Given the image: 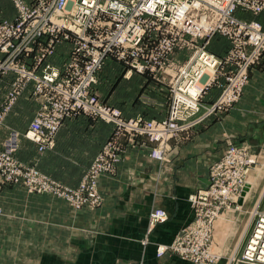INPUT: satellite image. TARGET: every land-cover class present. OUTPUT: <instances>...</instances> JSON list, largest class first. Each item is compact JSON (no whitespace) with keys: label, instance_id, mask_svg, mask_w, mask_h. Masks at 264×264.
Listing matches in <instances>:
<instances>
[{"label":"crops","instance_id":"obj_1","mask_svg":"<svg viewBox=\"0 0 264 264\" xmlns=\"http://www.w3.org/2000/svg\"><path fill=\"white\" fill-rule=\"evenodd\" d=\"M9 3L10 10L5 4L0 8V22L16 19ZM68 49L66 44L58 47L51 64L60 68ZM209 52L218 58L226 53ZM126 70L119 60L107 58L93 87L97 98L126 119L166 118V77L155 78L145 72L132 73L125 79ZM4 85L2 90L6 91L8 85ZM212 90L205 103L218 97L220 89H215L216 93ZM26 101V95L19 98L7 118L19 115ZM30 114L32 119L33 110ZM263 136L264 57L251 69L250 81L239 101L226 113L195 127L188 137L172 141L164 163L149 158L151 144L145 137L118 133L113 125L86 114L73 115L56 134L53 149L39 152L34 144L22 141L16 158L74 189L95 157L111 142L121 156L112 173L98 178L101 206L75 210L54 196L30 194L21 186L5 184L0 187V264H193L168 254L157 258L155 248L170 244L192 220L188 196L205 187L208 169L222 156L227 143L252 144ZM255 183L248 184L245 202ZM155 208L165 210L168 220L153 228L149 243L142 247L148 216ZM227 259L220 258L216 264H230Z\"/></svg>","mask_w":264,"mask_h":264},{"label":"built area","instance_id":"obj_2","mask_svg":"<svg viewBox=\"0 0 264 264\" xmlns=\"http://www.w3.org/2000/svg\"><path fill=\"white\" fill-rule=\"evenodd\" d=\"M14 1L18 11L17 18L14 22H5L0 27V54L3 53L5 57L0 73L12 72L17 75V84H13L8 103L5 104L4 112L0 114V126L4 113L11 107L17 95L28 83L34 82L38 91L45 90L47 99L51 97L53 109L59 107L58 116L52 120L44 116L42 111H36V116L28 128L27 139L40 151L54 147V137L64 118L73 113L70 111L95 115L107 123L123 127L128 133L146 134L154 141L178 136L196 122L186 125V119L200 109L203 88H199V84L209 86L222 65L233 67L235 73L226 78L227 85L223 94L208 113L210 115L214 111H220L239 100L248 82L249 70L263 55L264 31L261 23L237 19L233 12L239 5L254 12L264 11V0H59V8L53 12H49L51 5L48 4V0H40L38 4ZM46 13L50 24L52 19L53 25L64 26L67 32L72 34L61 31L51 34V30H45ZM29 22L30 25L27 24ZM149 24L158 28L162 24L169 28L182 27L193 36L198 35L200 31V33L220 34L231 39L233 46L222 59L198 49L188 63L176 69L173 84L175 99L171 113L165 121L161 123L130 121L126 124L119 118V111L103 107L90 89L98 83V72L104 60L108 57L119 60L121 56L118 52L119 48L134 49L138 55L148 53L149 44L145 37L151 35ZM99 27L103 29L102 32L99 31ZM22 35H26L25 39ZM70 35L75 37L76 56L63 70L47 66L39 76L36 73L38 57L41 62L46 55L53 53L60 39L67 40ZM46 38H48L47 46L41 51L34 52L36 66L32 69L25 68L18 60L20 55L17 58L16 56L21 49L30 50L28 46L37 39ZM96 40L98 46L95 45ZM174 48L175 45L168 39H162L158 45L160 53L168 54L167 52H171ZM9 57L13 59L9 61ZM137 69L141 70L143 67L139 66ZM208 72L210 75L207 74ZM205 75L208 77L207 80ZM19 76L27 80L22 81ZM72 95H75L74 99L71 98ZM184 99L190 109H183L182 105H179ZM23 136L11 132L5 141L6 147L17 150ZM118 153L115 146L108 143L92 162L78 191L68 194L54 188L53 193L82 205L84 192L90 187L95 193L98 172L102 169L111 171V166L120 159ZM150 156L159 161L165 159L164 150L160 147L151 149ZM224 156V168L231 167L234 160L242 158V154L235 149H232L228 156L227 153ZM14 165L19 170L12 168L7 170L6 178L10 182L23 176L21 166L15 161ZM247 172V170L242 171L238 165L234 174L218 171L213 173L212 169L210 186L189 196V201L195 208H193V224L183 230L170 246L159 245L156 249L157 258L165 256L169 250H172L181 258L195 264H215L220 257L210 251L212 233L210 226L205 224V218H209L211 225L216 221L218 212L223 207L229 209L226 201L237 197L238 188L243 185V174L247 175ZM233 176L240 177L233 179ZM34 177H28V184L37 191H47L46 185H42L41 189L38 188L36 180L41 176L34 174ZM151 217L152 221H163L167 216L163 210H156ZM244 246L242 257L235 258L236 263L264 264V211H253L252 225Z\"/></svg>","mask_w":264,"mask_h":264},{"label":"rangeland","instance_id":"obj_3","mask_svg":"<svg viewBox=\"0 0 264 264\" xmlns=\"http://www.w3.org/2000/svg\"><path fill=\"white\" fill-rule=\"evenodd\" d=\"M9 1L11 2L13 8L16 11V18H17L18 11L16 9L14 0H0V8H2V6L5 4V6H6L5 9L10 10ZM21 1L24 3H29V4H31L32 2H34L35 4H38L40 0H21ZM48 4L51 5V10L49 12H53L55 9L59 8V0H48ZM41 14H42V12H41ZM233 15L235 16V18L241 19V20L247 21V22H253V21L260 22V20L263 18L261 20V21H263V23L260 22L261 23L260 25L264 31V11L254 12V11L244 7V6L239 5V6H236V8L233 12ZM51 16H52V13H51ZM45 18H46V22H45V26H44L45 30H51V34L59 32V31H61L62 33H66V34H72L70 32H67L68 30H66V28L64 26L53 25L52 19H51V24H50V22H48V13L45 14ZM5 22H8V21L0 22V27H2ZM12 22H14V21H12ZM27 24L30 25L31 22H29ZM42 25H44V24H42ZM24 28H26V27H24ZM41 28L42 27H40V29ZM102 30L103 29L99 27V31L102 32ZM149 31H151V35L145 37L147 44H149L148 45V53L138 55L137 52L135 53L134 49L123 50V49L119 48L118 52H119V54L121 53V56H119V62H121L127 68V70L124 73L125 79H129L131 77L132 73L144 74L145 72L154 74L155 78H158L160 76H162L161 78L166 77L167 84H168L167 85V89H168V113H167V117L162 119V120H148V119L142 118L141 116L126 119V118H123L121 113L119 112L120 113L119 118L126 124L129 123L130 121H133V122H155V123H161V122L165 121L171 113V109L173 106V100L175 99V95L173 93V84L175 81L174 73H175L176 69L178 67H181L184 64L188 63L193 58L196 50H198V49H203L207 53H210L209 51H213V52L214 51L215 52L216 51H226L225 55L223 56V57H225L227 52L233 46V41L231 39H229L226 36H222V35L216 34V33L215 34L214 33H200L201 32L200 31V32H198V35L193 36V35H190L182 27H171L170 26V28H169L168 26L163 25V24L159 28L155 25L149 24ZM25 36L26 35H22V37H24V39H25ZM162 39H168L171 42H173V45H175V48L171 52H167L168 54L160 53V51L158 49V45ZM97 42H98V40L95 41L96 46H98ZM47 44H48V38L37 39L36 42H34L31 46H28V48L30 50L24 51L23 49H21L20 53L16 56V58L20 55L18 58L20 63L23 64L25 66V68L32 69L33 67L36 66V55L34 53L35 50L41 51V49L45 48L47 46ZM65 44L69 48L68 49V57H67V59L65 58V60L62 62L61 66L59 68V67L51 64V58L54 57L58 47L63 46ZM75 49H76V45H75V37L74 36L70 35L67 40L60 39L59 42L56 43L52 54L46 55L41 62L39 61V57H38L36 73L39 76L42 75L44 68H46L47 66H49L50 68L52 66V67H55L59 70H63V68L67 65V63L70 62L76 56V50ZM2 54H0V72L2 71L1 64L5 63V57ZM210 54H212V53H210ZM212 55H214V54H212ZM215 57L218 58V56H215ZM223 57L218 58V59H222ZM263 57H264V50H263V55L261 56V58L259 59L257 64H255L253 67L258 66L261 63ZM108 58H114V59L118 60L115 57H108ZM12 59L13 58L9 57V61ZM105 60H104V62H105ZM104 62H103V64H104ZM144 62H146L147 64ZM139 66H142L143 69H141V70L137 69V68H139ZM251 69L249 70V73H248L247 84L250 81ZM234 73H235V71L233 70L232 66L222 65L221 68L216 72V74H215L216 77H215L214 81L209 86H206L203 83L199 84V88H203V95H202L203 97L200 101V109L198 112L196 111L197 114L195 112L193 115L189 116L186 119V125H189L191 122H194V121H196V122L190 128H188L186 131L179 133L178 136H173V137H170L167 139H160V141H154L146 134L128 133L123 127L121 128V127L116 126L115 124L107 123L95 115H93V116L89 115V116H91L95 119H98V120H100L106 124L113 125L116 128V130L118 131V133H124V134H128V135H136V136L145 137L148 140V142L151 144L149 154H148L149 158L152 160H155L157 162L164 163L167 161V153L171 149L170 144L172 141H175L176 139H179L182 137H188L192 133V130L195 127L204 123L205 121H207L208 119H210L214 116L226 113L227 110L232 108L233 105H235L239 101V100H237L235 103L233 102L230 105L225 106L224 108L220 109V111H214L210 115L208 113L209 110H211L212 107L217 103L220 96L223 94V91L227 85L226 78H228L229 75H232ZM0 74H1L0 75V114H1L4 112L5 104L8 103V96L10 98V93L13 90V84L14 85L17 84V81H16L17 75H14L12 72H7L5 74L0 73ZM207 74H209V72ZM204 77L206 78V80L208 79V77H206V75ZM19 79H21L22 81L27 80L26 78H22L20 76H19ZM4 84L8 85V89L6 91L2 90L3 86H5ZM247 84H246V86H247ZM23 86H22V88H23ZM94 86H92V88L90 89V92L97 98V95L93 91ZM245 87H244V89H245ZM211 89H214L211 91L212 93H214V92L216 93L215 89H218V90L220 89V93H219L218 97L215 99V101H213L211 103H209V102L205 103L204 99L207 96V94H209ZM24 93H27V94H24ZM23 95L27 96V101L22 103L21 113L19 115H17L16 117H14L12 120H10V118H7L9 112L11 111L13 106L16 104L18 99L21 98ZM74 96L75 95H72L71 98L74 99ZM241 96H242V94H241ZM47 98H48V96H47L45 90L38 91L35 83L31 81V83H28L23 88V90L19 93V95H17V97L14 100V102L12 103L11 107L4 113L3 118H2V123L0 126V131L3 130L2 131L3 134H1L2 140L0 141V187L4 186L5 184H10V185H14V186H21L30 194L51 195V196H54V197L59 198L61 200H64L66 203H68L75 210H78V209H86V210L97 209L101 206V203H102L101 198L97 192L98 178L101 175L112 173L115 166H116V163L118 161L113 166H111V168H112L111 171H109V170L104 171V169H102L98 172V174L96 176V182H95V187H96V190H94L95 193L92 190H90L91 188L89 187V189H87L84 192V195H83L84 201H83V204L81 205L79 202H74L72 199H68L66 197L63 198L61 196H58L57 194L53 193V190H54V188H56V189H59L60 191L66 192L68 194H73L74 192L78 191L79 185L82 182V180L85 178V176L88 174L90 167H89L88 171L86 172V174L84 175V177L82 178L79 185L76 188L72 189V188H68V187L61 185L60 183L50 179L49 177H47L44 174H41L35 168L22 164L16 158L17 152L21 146L22 141H27L30 144H34L29 139H27V133L29 131V129H28L29 126L31 125L34 117L36 116V111H42L43 115L48 116V118H51V120L53 118H55L56 116H58L57 114H59V111H58L59 107L56 110H54L53 106L51 104V97L49 99H47ZM97 100L99 103H101L103 105V107L108 108L110 110H116V109L109 107V105L103 104V102H101L98 98H97ZM58 105L62 106V104H59V103H58ZM179 105H182L183 109H190L189 104L186 103L185 99H184V101H182V104H181V102H179ZM32 110H33L34 115H33L32 119H30L29 117L31 115L30 113H32ZM70 112H73V113H70L68 116H66L64 118L61 127L63 126L65 120L69 119L71 116L81 114V112H75V111H70ZM82 114H84V113H82ZM86 115H88V114H86ZM6 118L8 121H6ZM11 132H17L20 135L22 134L26 137L25 138L23 136L20 139L19 146H18L17 150L9 149L5 145V141L9 138ZM55 137H56V135H55ZM55 137H54V140H55ZM112 145H114V144H112ZM159 147L164 150V158L165 159L162 161L153 159L150 156L151 149H158ZM37 149H38V147H37ZM232 149H235L238 153L242 154V158H241V160H234L233 163L231 164V167L224 168L223 167L224 160H225L224 155H226V153H227V156H228V153ZM45 150H51V149H44L41 151L38 149L39 152H43ZM101 153H102V151L97 156H99ZM119 156H121V155L119 154ZM96 157H95V159H96ZM14 161L17 162V164H19L21 166L23 176L21 178H18L17 180H14L13 182H10L6 178V177H8L7 170L10 168L15 169V170H19V168H17L14 165ZM237 165L242 169V171H246V170L248 171L247 172L248 175L243 174V176H244L242 178L243 185H241L238 188L237 197L233 198V199H228L226 201V204L229 207V209H226L223 207L220 210V212H218V218L211 225H209V218L208 217L205 218V224L210 226V231L212 233L211 244L213 245L214 253H216V255H220V258H224V259L228 258L227 260L230 259V262H229L230 264H231V262H235L234 261L235 257H237V258L242 257V251H243V248H245V246L243 247V245H244V242L246 240V236L249 233L250 227L252 225V213H253V211H255V210L264 211V136L262 139L258 140V142L252 143V144L247 143V142L246 143L243 142V143H239V144H235L233 142L227 143V146L225 147V150L223 151L222 156L219 159H217L215 162H213L208 169L207 184L205 185V187H203L199 190H204V189L208 188V185L210 186V184L212 183L211 176H210V174L212 173V169H213V173H215V171H218L219 173L234 174ZM240 173H241V171L238 174L240 175ZM34 174L41 176V177H37L38 179L36 180V183L38 184V188L41 189L42 185H46L48 188L47 191H37V189H34V187L32 185L28 184V182H27L28 177L29 178H35ZM239 177L233 176V179L239 178ZM254 180H256V183L252 189L250 197H248L247 201L245 202L244 198H245L247 192L250 190L248 184L250 182H253ZM197 191L198 190H196L195 192H197ZM194 193H192V194H194ZM192 194H190V195H192ZM189 196H188V201H189ZM190 204H191V202H190ZM191 207H192V209L194 208V206L192 204H191ZM194 209H193L192 220L188 224H186L183 228L180 229V231L176 234L174 240L183 230H185L188 226L191 227V225L193 224L192 221L194 220ZM156 210H163V209L155 208L150 212V214L148 216V224H147V230H146L147 236L145 238H143L140 242L142 247H145L149 243L148 236L151 233V231L153 230V228L156 225L163 224L168 220V214L166 213L165 210H163L166 213V216H167L166 219L163 221H161V220L152 221L151 214ZM1 213H2V211L0 208V215H1ZM150 222H152L154 224H151ZM174 240L170 244L164 245V246H170L174 242ZM157 247L155 248V256L156 257H157V254H156ZM210 250L212 251L211 247H210ZM167 254L181 258L177 253H174V251H172V250H169V252ZM184 260H186V259H184ZM135 263L139 264L141 262H133V263H128V264H135ZM193 264H195V263H193ZM237 264H243V263L238 262Z\"/></svg>","mask_w":264,"mask_h":264},{"label":"bare ground","instance_id":"obj_4","mask_svg":"<svg viewBox=\"0 0 264 264\" xmlns=\"http://www.w3.org/2000/svg\"><path fill=\"white\" fill-rule=\"evenodd\" d=\"M247 175H248V174H247ZM210 247H211V249H212V251L210 250V251H211V253H213V254H216V253H214V250H213V245H212V244H211V246H210ZM218 256L220 257V255H218ZM235 258H237V257H235ZM235 258H234V261H235V262H231V264H237V263H236V259H235Z\"/></svg>","mask_w":264,"mask_h":264}]
</instances>
